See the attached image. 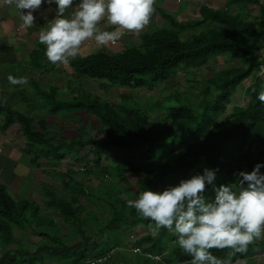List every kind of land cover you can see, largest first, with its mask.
Returning <instances> with one entry per match:
<instances>
[{"label":"trees","instance_id":"trees-1","mask_svg":"<svg viewBox=\"0 0 264 264\" xmlns=\"http://www.w3.org/2000/svg\"><path fill=\"white\" fill-rule=\"evenodd\" d=\"M250 4L259 6L256 23L241 20L239 13L232 16L227 9L205 6L199 9L200 20L194 24L177 23L158 9L171 28H155L153 32L141 34L140 48H125L113 55L98 52L67 63L78 79L139 90L169 81L180 69H199L220 57L234 60L236 65L219 71L206 82L198 109L183 104L166 109L169 127L156 130L142 111L129 105L128 96L120 97L121 104L82 92L60 100L56 96L57 90L50 87V90L40 92L48 113L92 117L97 123L90 127L89 133L81 129L75 140H55L36 129L33 118L14 110L0 98V117L4 116L0 134H4L16 121L26 141V144L19 145V149L33 167L38 166L40 159L62 163L67 155L74 154V161L80 163L86 162V157L91 155L94 168L107 175L111 167L102 165L104 157L110 153L120 155L121 162L112 168L117 178L115 192L112 196L104 193L110 199L108 204L112 216L104 223L103 233L108 232L113 238L123 226L149 227L151 222L127 205L128 200L137 199L142 191L160 192L177 186L183 179L202 174L204 168L219 169L214 181L216 187L235 183V173L241 170L250 172L257 162L264 161V104L257 100L258 92L264 90V80L262 84L254 83L247 88L245 107H232L230 118L219 121L236 88L260 66L264 67V59L261 62L257 59L261 45L253 42L263 39L264 46V7L257 0L228 2L230 7L238 6V11ZM208 24L214 27L181 40L180 33L186 28ZM13 51V48L0 50V65L10 60L3 55L9 57L14 55ZM44 53L45 49L41 47L29 55L31 66L36 70L43 67ZM163 135L166 142L161 140ZM85 150L88 151L86 156L81 155ZM84 172L91 175L92 170L86 167ZM63 179L71 194L70 200L53 195L45 204L49 209H55L64 223L75 222L78 225L76 232L82 234L84 224L79 221L78 214L83 209L76 206V197L86 196L85 189L68 171H63ZM211 187L206 185L205 195L209 199L215 195ZM7 191L8 187L0 182V264H43L45 257L68 264H86L108 256V252L118 244L116 238L111 242L103 240V244H97L96 251L91 253L88 247L90 237L84 235L82 243L72 246L64 239L49 238L44 234L43 237L51 244L37 245L34 250L15 244V249L7 250L14 244L12 226L19 230H25L31 224L39 229L55 227L53 220L38 216L40 208L36 204L28 200L15 202ZM117 205L120 209L116 208ZM170 240L166 229L157 231L154 236L140 238L135 245L142 248L141 256H135L128 264H185L191 259L178 244L166 253L165 243ZM211 251L230 264H252L250 261L264 251V238L254 240L242 254L230 255V249ZM117 255L121 256L120 253ZM153 258H158V261ZM107 261L108 258L97 264H107Z\"/></svg>","mask_w":264,"mask_h":264},{"label":"rangeland","instance_id":"rangeland-1","mask_svg":"<svg viewBox=\"0 0 264 264\" xmlns=\"http://www.w3.org/2000/svg\"><path fill=\"white\" fill-rule=\"evenodd\" d=\"M257 1L260 6L264 7V0ZM228 2L229 0H155L150 23L141 32L137 34L126 33L115 46H97L94 41H87L83 45L80 54L76 58L70 59V61L98 52L113 55L120 53L125 48H140L142 45L141 34L153 32L155 28H171L161 17L158 9L169 14L177 23L194 24L195 21L200 20L199 9L203 6L227 9L232 16L239 13L241 20L256 23V19L259 17L258 5L250 4L246 9L238 11V6L233 5L230 7ZM42 7L46 11L42 14H34L35 22L31 28L23 29L19 26L16 32L3 33L2 25L0 26V50L13 48V52H15L14 55L11 54L9 57L3 55L10 60L5 63L6 65L4 63L0 65V98H2L3 103L8 104L14 110L33 118L35 128L42 130L48 137L55 140L66 142H70L72 139L75 140L79 137L81 129L89 133L90 127L97 122L94 118L86 117L83 114H80V116H70L66 113L49 114L45 102L40 96L42 90L48 91L50 87L55 88L57 90L56 96L60 100L70 99L75 96V93L82 92L100 97L104 101L110 100L114 104H121L120 97L123 95L128 96L130 99L129 105L142 111L148 122L158 130L159 128L169 127L167 108L183 104L195 110L198 109L202 92L207 85L206 82L219 71L236 65L234 60L227 57L212 59L202 68L180 69L169 81L139 90L104 86L101 82L78 79L67 64L52 65L46 57L42 61L43 67L36 70L31 66L29 55L37 48L44 47L45 49V46L39 43V32L55 16V5L51 6V11L46 4ZM76 7V4L73 5L72 10L74 11ZM70 13V11H66V15ZM1 23L2 21H0ZM98 27L101 30H113V26L107 25L106 20L101 21ZM213 27V24H208L202 27L186 28L181 31L180 38L186 40L205 28L211 29ZM262 41L263 39L253 41L255 44L261 45V49L257 52V59L260 62L264 59ZM16 62L18 63L15 64ZM9 75L17 78L24 77L28 83L23 86L11 85L8 81ZM263 80L264 67L260 66L236 88L231 103L227 106L226 112L219 117V121L230 118L232 107H245L248 101L247 88L254 83L262 84ZM3 118L0 117V125ZM161 138L163 142L167 141L164 135ZM20 144L24 145L26 141L22 134V128L15 121L4 134H0V151H3V154L9 152L17 164L14 172V175L16 174L15 178L9 184L7 193L15 202L28 200L36 204L40 208L38 216L53 220L55 227L49 230L39 229L35 224H31L26 226L25 230H19L16 226H12L14 244L10 245L7 250L15 249L17 244L27 250H34L40 244H51L47 238L43 237L44 234L48 235L49 238L64 239L68 245L72 246L82 243L85 235L90 237L88 247H90L91 253L96 251L97 244H103V240L111 242L116 238L118 244L108 252V256H106L108 258L107 264H128L133 261L135 256H141L142 248L135 245L136 241L144 236H154L156 234L148 226L138 225L128 228L123 226L122 230L114 235V238L108 232L103 233L104 223L112 216L108 204L110 199L104 193L108 192L112 196L115 192L117 178L112 168H115L121 162L120 155L110 153L109 156L104 157L102 165L111 167V170L109 169L111 172L107 175L94 168L95 164L91 155L86 157V162L80 163L74 161V154L67 155L62 163L40 159L38 166L33 167L22 156L19 149ZM87 152V150L82 151L81 155L86 156ZM86 167L88 170H92L91 175L84 172ZM79 169H84V171L81 172ZM63 171L70 172L74 179L85 189L86 196L76 197V206L83 209L78 214L79 221L84 224L81 227L82 234L76 232L75 228L78 225L75 222L64 223L58 212L55 209H49L45 204L46 200L53 195L64 198L66 201L70 200L71 194L65 187ZM116 208L120 209L118 205ZM168 236L171 240L165 243L166 253L170 252L175 244L177 245L176 237L170 232H168ZM118 253H120V257H118ZM45 258L43 264H68L66 261H52L47 259L48 257ZM153 259L158 261L156 258ZM250 262L252 264L264 263V251H260L257 258L252 259Z\"/></svg>","mask_w":264,"mask_h":264},{"label":"clouds","instance_id":"clouds-1","mask_svg":"<svg viewBox=\"0 0 264 264\" xmlns=\"http://www.w3.org/2000/svg\"><path fill=\"white\" fill-rule=\"evenodd\" d=\"M3 3L18 10L23 29L33 27L34 13L42 5H48L50 11L55 5L54 19L39 32V43L45 46L47 61L57 65L76 58L87 41H94L97 46H115L126 33L141 32L150 23L155 0H3ZM74 4L77 7L66 16V10ZM103 20L113 30H101L98 25ZM8 81L14 86L28 83L24 77L11 75ZM257 100L264 104V90L258 92ZM262 169L264 161L257 162L250 172L235 173V183L216 187L219 169L204 168L202 174L183 179L177 186L160 192L142 191L137 199L128 200L127 205L151 222L149 228L153 233L166 229L176 237L179 248L191 258L185 264H230L211 250L230 249V255L242 254L254 240L264 238ZM206 185L212 186L213 199L206 197Z\"/></svg>","mask_w":264,"mask_h":264},{"label":"crops","instance_id":"crops-1","mask_svg":"<svg viewBox=\"0 0 264 264\" xmlns=\"http://www.w3.org/2000/svg\"><path fill=\"white\" fill-rule=\"evenodd\" d=\"M42 6L34 14H39V13L42 14L44 11H46L42 9L43 8ZM72 8L73 6H71L66 11L72 12L73 11ZM0 21H2L0 26L2 25L1 28L3 30V33H12L13 31L16 32L18 30V27L21 24L18 10H16L14 7H10L4 4L3 0H0ZM17 34L19 35L20 33L18 32ZM2 152L0 151V155L3 154ZM16 167H17V164L16 162H14L10 153L4 152L2 157H0V182L6 185L8 188H9V184L11 183V181L14 180L15 178L16 174L14 175V172H15Z\"/></svg>","mask_w":264,"mask_h":264},{"label":"built area","instance_id":"built-area-1","mask_svg":"<svg viewBox=\"0 0 264 264\" xmlns=\"http://www.w3.org/2000/svg\"><path fill=\"white\" fill-rule=\"evenodd\" d=\"M79 171H84V169H79ZM105 259H100V260H98V261H94V262H91L90 264H97V263H101V262H103Z\"/></svg>","mask_w":264,"mask_h":264}]
</instances>
